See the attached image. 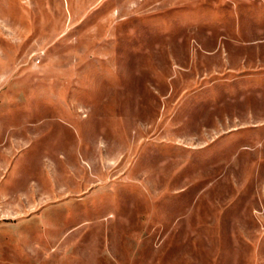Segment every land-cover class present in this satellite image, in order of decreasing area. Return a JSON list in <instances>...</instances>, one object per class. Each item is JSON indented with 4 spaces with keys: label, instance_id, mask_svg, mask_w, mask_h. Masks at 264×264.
Here are the masks:
<instances>
[{
    "label": "rangeland",
    "instance_id": "1",
    "mask_svg": "<svg viewBox=\"0 0 264 264\" xmlns=\"http://www.w3.org/2000/svg\"><path fill=\"white\" fill-rule=\"evenodd\" d=\"M0 264H264V0H0Z\"/></svg>",
    "mask_w": 264,
    "mask_h": 264
}]
</instances>
